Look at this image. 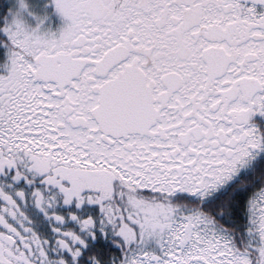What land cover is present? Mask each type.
<instances>
[{
  "label": "snow or ice",
  "instance_id": "6c2138e0",
  "mask_svg": "<svg viewBox=\"0 0 264 264\" xmlns=\"http://www.w3.org/2000/svg\"><path fill=\"white\" fill-rule=\"evenodd\" d=\"M0 264H264V0H0Z\"/></svg>",
  "mask_w": 264,
  "mask_h": 264
}]
</instances>
